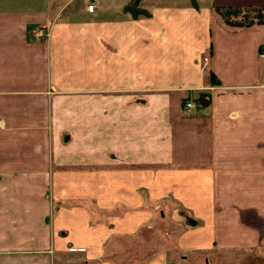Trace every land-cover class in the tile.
I'll return each instance as SVG.
<instances>
[{
	"label": "crops",
	"instance_id": "obj_1",
	"mask_svg": "<svg viewBox=\"0 0 264 264\" xmlns=\"http://www.w3.org/2000/svg\"><path fill=\"white\" fill-rule=\"evenodd\" d=\"M67 1L0 0V264L264 247L215 176L264 175V20L218 12L264 0Z\"/></svg>",
	"mask_w": 264,
	"mask_h": 264
},
{
	"label": "rangeland",
	"instance_id": "obj_2",
	"mask_svg": "<svg viewBox=\"0 0 264 264\" xmlns=\"http://www.w3.org/2000/svg\"><path fill=\"white\" fill-rule=\"evenodd\" d=\"M76 0H68L66 4L73 5ZM147 1V0H146ZM138 7V5H137ZM88 8V6H87ZM140 9V8H139ZM89 10V8H88ZM220 10H223L220 9ZM91 11V10H89ZM219 12V11H218ZM220 13V12H219ZM221 14V13H220ZM225 22L232 25H244L251 22L263 21L264 20V11L255 8L250 9H240L237 7L233 10H227L226 13L221 14ZM38 37H44L49 35V30L45 27H40L36 31ZM264 45V42H263ZM264 48V47H263ZM203 61L206 57H203ZM209 94L206 92L200 93L193 102V105L189 106L182 102V108L185 111H196L197 104H206L209 100ZM217 177L216 182V191L220 198H229L231 201L229 205H247L251 199H254L252 202L257 203L258 210L261 211V215L257 216L254 214L253 207H250L247 212H251L252 216L249 217L250 222L253 226L258 229L264 227V175H257V179L252 175H242V174H226L220 173L215 175ZM257 182L258 185L256 190H246L244 185L249 186L251 182ZM250 193H252L250 195ZM256 194V198L253 194ZM245 205V206H246ZM250 205V204H249ZM261 205V209H259ZM255 206V205H254ZM182 213H187L182 209ZM170 226V225H169ZM170 264H264V247H254L251 249H231V250H222L215 249L211 251H204L200 253H194L193 255H187L184 260H178L177 262H171Z\"/></svg>",
	"mask_w": 264,
	"mask_h": 264
},
{
	"label": "trees",
	"instance_id": "obj_3",
	"mask_svg": "<svg viewBox=\"0 0 264 264\" xmlns=\"http://www.w3.org/2000/svg\"><path fill=\"white\" fill-rule=\"evenodd\" d=\"M192 2H194V0H191ZM137 5H138V0H131L129 3H127L126 5H125V8L127 9V10H130L133 14H135L136 15V13L137 12H140V10L141 9H139L138 7H137ZM233 9H236V8H229V7H226V8H223V10H220V9H218V11L221 13V14H223V13H226V11L228 10H233Z\"/></svg>",
	"mask_w": 264,
	"mask_h": 264
},
{
	"label": "built area",
	"instance_id": "obj_4",
	"mask_svg": "<svg viewBox=\"0 0 264 264\" xmlns=\"http://www.w3.org/2000/svg\"><path fill=\"white\" fill-rule=\"evenodd\" d=\"M87 6H88V8H89V10H93L94 9V7H95V4L93 3V2H89L88 4H87ZM185 103L187 104V105H193V102H192V100H189V99H187V100H185Z\"/></svg>",
	"mask_w": 264,
	"mask_h": 264
}]
</instances>
